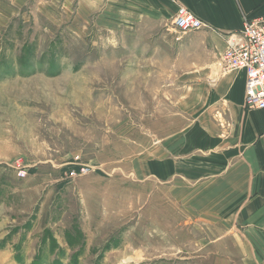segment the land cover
<instances>
[{
	"label": "rangeland",
	"instance_id": "rangeland-1",
	"mask_svg": "<svg viewBox=\"0 0 264 264\" xmlns=\"http://www.w3.org/2000/svg\"><path fill=\"white\" fill-rule=\"evenodd\" d=\"M20 6H0V264H231L220 222L146 171L204 103L187 53L173 68L157 28Z\"/></svg>",
	"mask_w": 264,
	"mask_h": 264
},
{
	"label": "crops",
	"instance_id": "crops-1",
	"mask_svg": "<svg viewBox=\"0 0 264 264\" xmlns=\"http://www.w3.org/2000/svg\"><path fill=\"white\" fill-rule=\"evenodd\" d=\"M37 3L75 10L77 16L105 12L99 17L115 28H157L149 35L166 44L168 59L176 56L173 68L187 53L189 72L205 76L204 103L189 128L173 137L179 151L149 158L147 175L163 184L172 181L176 199L220 222L221 245L234 244L231 264H264V110L246 107L244 71L225 74L218 66L225 34L240 29L245 16L264 15V0H0L2 11L15 5L12 14L17 5ZM180 5L207 27L181 35L174 27ZM144 42L154 43L147 36Z\"/></svg>",
	"mask_w": 264,
	"mask_h": 264
},
{
	"label": "built area",
	"instance_id": "built-area-1",
	"mask_svg": "<svg viewBox=\"0 0 264 264\" xmlns=\"http://www.w3.org/2000/svg\"><path fill=\"white\" fill-rule=\"evenodd\" d=\"M174 27L180 34H186L201 30L207 24L186 6L180 5ZM225 38L226 47L218 60L219 68L225 74L244 71L246 107L264 110V15L245 16L243 26L227 32Z\"/></svg>",
	"mask_w": 264,
	"mask_h": 264
}]
</instances>
